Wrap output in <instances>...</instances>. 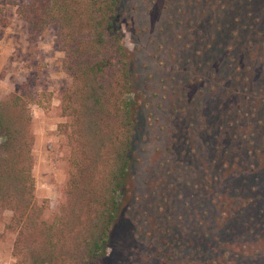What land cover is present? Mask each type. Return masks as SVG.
Here are the masks:
<instances>
[{"label": "rangeland", "instance_id": "obj_1", "mask_svg": "<svg viewBox=\"0 0 264 264\" xmlns=\"http://www.w3.org/2000/svg\"><path fill=\"white\" fill-rule=\"evenodd\" d=\"M25 1L0 0V99L19 95L31 115L34 209L25 217L37 226L27 235L67 201L72 145L58 25L31 34L17 12ZM118 3L136 133L122 211L93 264H264V19L248 39L254 19L240 18L247 6L264 18V0ZM111 82L113 102L123 92ZM21 223L0 204V264L25 255Z\"/></svg>", "mask_w": 264, "mask_h": 264}, {"label": "trees", "instance_id": "obj_2", "mask_svg": "<svg viewBox=\"0 0 264 264\" xmlns=\"http://www.w3.org/2000/svg\"><path fill=\"white\" fill-rule=\"evenodd\" d=\"M118 7V0H26L17 7L31 34H39L51 23L58 25L57 40L70 76L62 93V114L69 117L65 125L70 128L72 151L64 189L67 201L61 202L51 223L40 221L39 234L24 235L37 226L30 225V215L25 214L34 209L26 197L34 186L31 115L19 95L0 99V204L13 211L16 225L23 222L15 242L25 255L15 264H93L108 252L131 178L137 114L136 100L127 95L133 74ZM246 8L240 18L254 19L247 25L249 39L255 23L264 18ZM235 61L240 62L238 56L231 58V65ZM116 64L118 71H111ZM112 77L123 92L113 102L108 91ZM110 120L118 122V134L111 133L115 129Z\"/></svg>", "mask_w": 264, "mask_h": 264}]
</instances>
